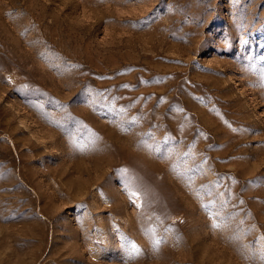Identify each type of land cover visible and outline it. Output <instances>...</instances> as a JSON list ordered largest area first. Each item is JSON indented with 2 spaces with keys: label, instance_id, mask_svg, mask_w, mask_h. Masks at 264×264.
I'll return each instance as SVG.
<instances>
[{
  "label": "rangeland",
  "instance_id": "obj_1",
  "mask_svg": "<svg viewBox=\"0 0 264 264\" xmlns=\"http://www.w3.org/2000/svg\"><path fill=\"white\" fill-rule=\"evenodd\" d=\"M0 264H264V0H0Z\"/></svg>",
  "mask_w": 264,
  "mask_h": 264
}]
</instances>
